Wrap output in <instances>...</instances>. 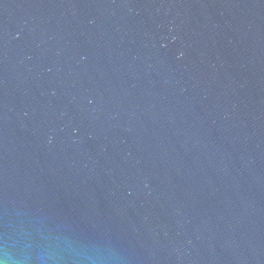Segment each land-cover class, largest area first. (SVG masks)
I'll use <instances>...</instances> for the list:
<instances>
[{
  "label": "water",
  "instance_id": "95a60500",
  "mask_svg": "<svg viewBox=\"0 0 264 264\" xmlns=\"http://www.w3.org/2000/svg\"><path fill=\"white\" fill-rule=\"evenodd\" d=\"M0 264H264V0H0Z\"/></svg>",
  "mask_w": 264,
  "mask_h": 264
}]
</instances>
